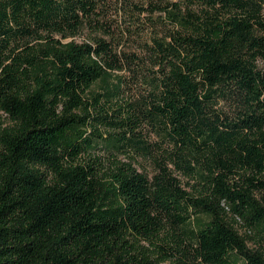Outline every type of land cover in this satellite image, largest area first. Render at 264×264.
Wrapping results in <instances>:
<instances>
[{
	"label": "trees",
	"instance_id": "obj_1",
	"mask_svg": "<svg viewBox=\"0 0 264 264\" xmlns=\"http://www.w3.org/2000/svg\"><path fill=\"white\" fill-rule=\"evenodd\" d=\"M153 3L0 0V264H264V0Z\"/></svg>",
	"mask_w": 264,
	"mask_h": 264
},
{
	"label": "rangeland",
	"instance_id": "obj_2",
	"mask_svg": "<svg viewBox=\"0 0 264 264\" xmlns=\"http://www.w3.org/2000/svg\"><path fill=\"white\" fill-rule=\"evenodd\" d=\"M134 4L138 5L142 8V10H136L134 19L130 20V15H126L123 13V19L120 22L123 26L122 31L118 29L115 30L119 41L121 44L118 49L122 51H139L140 42L142 40L149 39L151 36L155 35H165L166 29H170L171 25L167 22L166 11L155 8V3H160V0H133ZM116 2V1H115ZM114 2V3H115ZM165 2V1H164ZM166 3V2H165ZM115 5V4H114ZM122 4H120L121 6ZM161 6H165L164 3H160ZM115 10V8H112ZM154 9V10H153ZM126 22V24H125ZM130 29V32L128 31ZM136 32V33H135ZM139 32V33H138ZM88 35H91L89 31H87L86 36L77 37V40L81 41L89 38ZM102 35V34H101ZM105 36V35H103ZM264 65V63H261ZM118 75L125 76L124 71L116 72ZM3 118L0 113V119ZM145 163V162H143ZM186 181V180H185ZM241 231H245L244 228H241ZM252 235L255 236L256 239L260 240V246L264 249V239H260V235L255 231H252ZM250 245L253 246L254 243L250 242ZM168 264V263H165Z\"/></svg>",
	"mask_w": 264,
	"mask_h": 264
}]
</instances>
